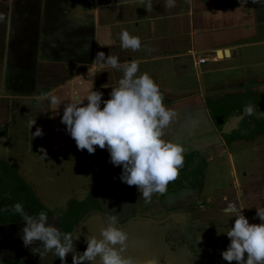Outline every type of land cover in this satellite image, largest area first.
I'll list each match as a JSON object with an SVG mask.
<instances>
[{
  "label": "crops",
  "instance_id": "1",
  "mask_svg": "<svg viewBox=\"0 0 264 264\" xmlns=\"http://www.w3.org/2000/svg\"><path fill=\"white\" fill-rule=\"evenodd\" d=\"M151 2L152 11L148 12L145 9L147 0H43L38 37L36 41L31 37L24 39L37 43L34 52L19 46L18 37L24 34L15 33L13 19L17 20L18 15L14 12V2L7 3L6 12L0 13L4 17L0 20V130L16 121L15 113L27 109L29 115L32 114L30 104H33V108L39 107L40 115L30 116V121L41 120L44 125L43 135H31L30 140L36 139L43 148L47 146L56 151L76 146L66 125L61 123L64 104L56 114L51 111L49 100L41 102L35 97L54 92L63 96L67 103L77 95L84 100L93 87V91L103 93L102 100H108L123 72L102 67L99 60L95 61L97 53L104 52L105 56L109 53L118 56L120 63L136 60L139 66L143 65L142 73H148L159 85L165 106L178 113V119L165 130L163 139L187 147H204L211 153L217 131L206 105L209 95L240 86L243 90L251 83L244 84L247 79L264 76V0H175L176 6L170 9L165 7L166 0ZM124 30L141 39L140 50L122 49L120 34ZM226 50L227 55L224 54ZM200 59H205V63H200ZM202 73L209 82L208 94L204 91ZM215 73H222L223 78L210 82ZM37 75L45 81L47 78L49 83L39 93L34 84ZM195 76L200 92L193 88ZM103 106L102 103L101 108ZM218 143L224 145L222 141ZM9 148L12 153H21L14 147ZM224 151H220L221 157ZM96 152L102 159L110 155L107 148ZM225 157L232 171L240 176L243 168L240 171L236 167L239 157L234 156V151H228ZM252 180L247 173L246 177L237 178L228 191L220 190L225 196L223 201H215V196L213 199L212 194L207 195L208 201L217 205L210 218L214 219L215 215L233 218L241 210L248 218L257 214V208H264V186L254 185V181L252 185ZM249 187L253 190L251 195ZM172 213L182 215L181 212ZM105 218L104 214H90L74 228L71 233L78 253L86 250L87 238L102 239L100 231L105 227ZM256 219L257 216L249 223L260 224ZM177 220L163 225L162 221L151 220L121 224L120 230L129 237V246L122 255L131 257L134 264H148L151 260L156 264H206V253L202 260L193 253L208 251L213 263L218 258L217 262L222 264L221 253L226 251L224 244L221 245L222 235L204 231L193 236L203 221L210 220L208 217L202 220L196 217L192 221L189 218L188 222ZM24 227L21 225L16 231L20 237ZM208 228L218 230L214 226ZM14 238L11 236L9 243L14 246L20 264H61L51 253L41 258L33 253L32 247H25L22 240ZM72 257V253L67 255L66 264H73ZM96 264H99V257Z\"/></svg>",
  "mask_w": 264,
  "mask_h": 264
},
{
  "label": "clouds",
  "instance_id": "2",
  "mask_svg": "<svg viewBox=\"0 0 264 264\" xmlns=\"http://www.w3.org/2000/svg\"><path fill=\"white\" fill-rule=\"evenodd\" d=\"M175 6V0H166V8ZM145 9L152 11L151 0H147ZM3 19L0 15V20ZM120 40L124 50L135 52L141 49V39L131 36L127 30L121 32ZM97 60L102 67L123 72L118 87L112 88L108 100H102L103 93L93 91V87L84 100L77 95L65 103L64 97L54 92L41 93L35 99L41 102L49 100L51 111L56 114L64 104L61 123L66 125L78 150L94 154L97 146L102 150L107 148L109 162L122 166L121 181L128 186H136L145 202H151L154 194L167 191L169 183L178 178L184 165V147L163 139L165 130L178 119V113L165 106L159 85L148 73L137 75L138 61L120 63L118 56L112 53L105 56L104 52L97 53ZM253 113L254 106H246V114L251 116ZM33 135L42 136V129L37 128ZM40 151L45 159L46 150L41 148ZM5 211L22 218L25 222L21 237L23 244L25 247L35 244L32 251L41 258L51 253L53 259L58 258L61 264H66L67 255L72 253L73 264H96L97 257L99 264H134L131 257L122 255L129 246V237L120 230L119 216L112 212L105 214V227L100 231L102 239L95 236L87 238V248L80 254L75 248L72 233L50 224L46 212L30 215L21 203H15ZM257 217L261 223L250 224L241 210L235 214L234 225L226 233L218 227L217 235L226 234L230 240L227 250L221 253L229 264L233 261L237 264H264V208H257ZM148 264H156V261L151 260Z\"/></svg>",
  "mask_w": 264,
  "mask_h": 264
},
{
  "label": "rangeland",
  "instance_id": "3",
  "mask_svg": "<svg viewBox=\"0 0 264 264\" xmlns=\"http://www.w3.org/2000/svg\"><path fill=\"white\" fill-rule=\"evenodd\" d=\"M10 1L15 2L17 0H0V13L3 12L4 14L6 12L4 7ZM34 17L35 13L32 15V18ZM13 20V25L15 26L12 27L16 28L15 33L22 32V24L20 26L17 20ZM25 31L26 30H24V32ZM26 42L28 43H25V45L27 44L25 47L28 48V45L31 41ZM141 66L143 67V65L139 66V72L137 75L142 74ZM221 76L222 73H215L211 75L210 82L219 81L221 78H223ZM202 77L204 91L206 94H208L209 82L203 73ZM248 82L252 83L251 86L254 91H264V76H254L250 79H247L244 84ZM240 87H234L228 90H218L209 96L213 97L214 99V97H220L229 92H238L241 90ZM193 88L200 92L197 76L194 77ZM210 97L207 99V102H211L212 98ZM30 107L32 109V114L29 115L30 111L27 109L20 114L15 113L16 121L14 123H12L13 121H11V123H7L5 130L1 131L0 159L20 167V169H18L23 179H25V181L31 185V187L35 190L36 195L46 206L52 210L56 208L58 212L62 213L63 209L65 210L67 201L71 199L82 200L83 198H87L89 194L88 192H90L95 185H99V187L102 188H108V192L111 195H119V193H121L120 190L119 192L116 191V188L120 189L126 184L120 179L123 170L122 166L118 167L111 164L109 162L110 155L104 157V159H102V157L98 158L96 151H100L99 147L96 149L94 154H89L87 150H78L76 146H71L70 148L66 146L63 149L61 148L56 151L47 146L43 148L37 143L36 139L30 140L31 135H33L36 129H41L44 125V122L41 120H38L37 122L35 120L30 121V116L32 117L33 115H40V109L38 106L37 108H33V104H30ZM12 120L14 119L12 118ZM33 121H35V123L31 128L30 123L32 124ZM219 134L220 133L217 132L216 141L214 142L213 147L210 148L212 152L205 155L208 158H213L212 161H209V167L206 169V180L204 185L199 189L200 194L196 199L197 202L194 200V203H189V201L192 199L186 200L187 202L185 206L187 208L182 206L185 211H192L195 203L199 204V202L200 205H204L208 208L209 204L206 205V203H201L205 202L206 199L208 201L209 198L207 195L209 196L212 194L211 197L214 199L215 196L214 200L218 201L221 199L222 191H228L230 185L234 183L236 178L242 179L241 175L239 176L232 171V165L228 158L225 156H220L219 153L222 151V149H224V146H221L218 143V141H222ZM10 146L20 150L21 153H12V148H9ZM231 147L232 151H234V156L239 157V159L236 160L237 163L235 162L238 170L241 171V168H243L241 173L246 171L253 178L252 185L254 181V185L264 186V133L256 136L251 141L234 142ZM8 148L10 151H8ZM28 148H30L29 152L27 151ZM41 148L45 149L47 152V157L45 159L42 158L43 153L40 151ZM22 166L28 169L31 174L29 175L27 170L23 169ZM248 190L251 195L253 191L252 187H249ZM141 195H138L137 199H141ZM78 196L83 198L79 199ZM185 196H182V198L184 199ZM91 197L92 196L89 195V198ZM99 202L102 208L101 210L104 212V214L112 212L118 215L119 218L128 217L132 214V209L128 204V201L124 203L123 207L121 209L119 208V210H117L119 207L117 205H113L111 203H102L101 205L102 200ZM189 207H192V209H188ZM259 222L261 223L258 218L257 223ZM171 238H173V235H171ZM27 255V258L30 259L31 254L28 253ZM7 262L8 264H15V261H12V259L8 257Z\"/></svg>",
  "mask_w": 264,
  "mask_h": 264
},
{
  "label": "flooded vegetation",
  "instance_id": "4",
  "mask_svg": "<svg viewBox=\"0 0 264 264\" xmlns=\"http://www.w3.org/2000/svg\"><path fill=\"white\" fill-rule=\"evenodd\" d=\"M42 3L43 0H17L14 2L15 5V15H18V19L17 22L18 24L21 26L22 24V32L25 35H21L18 37L19 39V46L20 47H25V43L26 42L24 39L27 37H31L32 39L38 37V29L41 26V16H42ZM35 13V17L32 18V15ZM23 21V23H22ZM37 26V27H36ZM24 30H26L25 33ZM22 32H20L22 34ZM18 32V34H20ZM24 36V37H23ZM35 41H31L28 45V48H30L33 52L36 50V46L37 43ZM32 78V75H31ZM37 79V80H36ZM36 81L34 82V84L36 85V89H37V93L42 91V88L47 87L48 83V79L46 78V81L43 79H39L38 75L36 76ZM43 89V90H44ZM207 104V108H208V102H206ZM209 110V108H208ZM210 113V111H209ZM240 115H243V118L240 120V122L238 123V126L235 130H233L230 134H232L235 131H239L242 128V125L245 123V121H248V123H250L251 118L247 117L246 114V110L244 111V113H239L238 111H236V113H232L226 121H228L230 118L232 117H239ZM262 116H264L263 114L259 113L254 115V118L258 119L261 118ZM211 117V115H210ZM212 120V118H211ZM213 123V121H212ZM7 125V124H6ZM5 125V127H6ZM216 131L219 132L220 136H221V140L223 142V148H224V152L223 156L228 155V151L231 153L232 152V144L234 142H238V141H251L252 139H254L256 136L260 135V134H255L253 138L251 139H245V138H239V139H234L232 140L230 143H228L225 139L223 135L226 134H222L217 127L214 125ZM251 126V124H250ZM254 127V126H253ZM1 131L0 130V136H1ZM228 134V135H230ZM181 145V143H180ZM213 146V145H212ZM184 147V155L187 154H191V155H196L200 161L199 163L202 166V175H203V180H202V184L201 187L204 185L205 180H206V169L207 167H209V161L212 160L213 157L208 158L205 155L208 154V150H206V148H202L199 146H183ZM5 161L3 159H0V161ZM6 163L10 164L11 166H13L16 169V172L18 174V176L25 181V179H23L22 175L19 172L20 167L15 166L14 164L5 161ZM190 166L193 165V163L189 164ZM190 166H187V169H190ZM19 168V169H18ZM21 171V170H20ZM247 172H243L241 174V177H246ZM237 181V178L235 179L234 182ZM26 182V181H25ZM27 183V182H26ZM28 184V183H27ZM29 185V184H28ZM30 188L32 189V191L34 192L35 196L38 198V200L40 201L42 207H44V211L48 214L49 218V223L54 225L55 227H59L61 229V231L64 232H69L71 233L74 228L82 221H84L87 216H89L90 214H97V215H103L104 212H102V208L100 206V200H102V203L107 204V203H111L113 205H117L119 206L117 208V210H119V208L121 209L124 205V203H126L128 201V204L131 206L132 209V214L128 217H123L120 218L121 220V224H128L130 222H138V221H146V222H159L162 221L161 224L163 225L166 219L173 220L170 218L171 215H176L173 214L172 212H181L182 215L185 214L183 222H188L189 218L190 221H192L193 219H195L196 217L200 220L204 219V217H208L210 220H207L206 222L203 221L202 224H200L198 226V229L196 232H194L193 236L196 237V234L199 232H204V231H209V232H217L218 230H210L208 228V226H214L216 229H218V225L220 226L219 228H223L224 232L226 233L227 230H229L231 228L232 225H234V217L230 218V217H222L220 215H215V218L212 219L210 218V214H212L210 211H214L216 209V203H212L210 201H207V199L205 200V202H201V203H206L209 204L208 208L204 205H200L198 203H195V205L193 206V210L188 212L185 211L184 208L182 206H185L186 204V200L188 199H192L189 201V203H194L197 199V197L199 196V188H195V189H188V188H183L180 190H176L174 192H169V193H157L154 194L151 202H145V200L143 198L141 199H137L138 195H141V193L138 191L136 186H127L125 184V186L119 188H116V191L119 192V190L121 191V193L116 194V195H111L108 192V188H102L99 187V185H95L91 191L89 192L87 198L82 199V200H77L75 199V201L77 202H82L85 203L87 206V210L84 211L83 209H80L79 211H77L74 215L78 218V220L74 223H72L71 221L69 222L66 219V215L69 214L68 213V205H69V201H67L65 210H63V212H58V210L55 208L54 210L50 209L48 206H46L41 199H39V197L36 195L35 190L31 187V185H29ZM97 186V187H96ZM233 188V187H232ZM235 191L237 189L233 188ZM234 191V192H235ZM117 192V193H118ZM193 194H192V193ZM224 194V193H223ZM89 195L92 196L91 198H89ZM186 195V196H185ZM3 196V197H2ZM182 196H185V198L183 199ZM194 196V197H192ZM106 197V198H104ZM225 199V196L222 195L221 196V200L223 201ZM195 200V201H194ZM242 199L240 198L239 201H241ZM197 202V201H196ZM15 203H21L24 206L25 211L30 214V215H36L39 212H34L31 209V206L33 205V201L31 200V198L29 196H25L22 200L21 199H14L11 197V195L5 191H3L0 187V264H8L7 262V257L11 258L12 261H15V264H20L19 262V256L17 257L16 252H14V246L11 245L10 239L11 236L15 237L14 239L18 241V239L22 240V238L17 234V229L21 227V225H25V222L22 221V218L17 215V214H12L11 211H5V209H11V207L15 204ZM206 207V208H205ZM84 208V207H83ZM185 208H187L185 206ZM188 209H192V207H189ZM181 210V211H180ZM155 211H159V212H155ZM41 212V211H40ZM227 213V212H225ZM105 215V214H104ZM250 217H248V220H252L254 221L257 214H252L249 215ZM258 220V219H257ZM122 225V226H123ZM222 244H224V246L226 247V250L228 248V244H230V240L227 237L226 234H222ZM213 238H211L210 240H212ZM23 242V241H22ZM35 244L29 246V247H34ZM204 253H206L207 256H205L206 259V264H216V262L218 261V258L216 259V262L213 263L212 261V256H209V252L208 251H203L202 253H193L194 256H197V258H200V260H202L204 257ZM218 263V262H217ZM228 262L225 261L223 259L222 264H227ZM219 264V263H218Z\"/></svg>",
  "mask_w": 264,
  "mask_h": 264
},
{
  "label": "trees",
  "instance_id": "5",
  "mask_svg": "<svg viewBox=\"0 0 264 264\" xmlns=\"http://www.w3.org/2000/svg\"><path fill=\"white\" fill-rule=\"evenodd\" d=\"M251 85L252 83L245 86L243 90L226 93L223 97L208 102L212 121L220 132L227 118L232 113H236V111L244 113L246 106H254L253 115H247V117L251 118L250 123L245 121L239 131H235L230 135H223L228 143L239 138L251 139L255 134L264 133V116L258 119L254 118V115L259 113L264 115V91L256 92ZM199 161L200 159L194 154L184 155V165L180 169L179 176L174 182L169 183L166 193L183 188H201L203 175ZM190 163H193V165L190 166ZM187 166H190V169H187ZM0 187L14 199L22 200L26 195L29 196L33 201L31 209L34 212L44 211V207H42L30 186L18 176L13 166L2 160L0 161ZM80 209L86 211L88 208L85 203L75 200L70 201L68 205L69 214L66 215V219L72 223L76 222L78 218L74 214ZM47 214L49 213L47 212Z\"/></svg>",
  "mask_w": 264,
  "mask_h": 264
},
{
  "label": "water",
  "instance_id": "6",
  "mask_svg": "<svg viewBox=\"0 0 264 264\" xmlns=\"http://www.w3.org/2000/svg\"><path fill=\"white\" fill-rule=\"evenodd\" d=\"M219 55H221L222 53H218ZM224 54L227 55L228 51H224ZM243 118V115H240L239 117H232L230 118L228 121L225 122V124L222 127L221 133L222 134H230L233 130H235L238 126V123L240 122V120ZM171 219H173L174 221L178 222L177 218L180 219H184V216H179V215H171L170 216ZM167 221H169V219H166V221L164 223H166Z\"/></svg>",
  "mask_w": 264,
  "mask_h": 264
},
{
  "label": "built area",
  "instance_id": "7",
  "mask_svg": "<svg viewBox=\"0 0 264 264\" xmlns=\"http://www.w3.org/2000/svg\"><path fill=\"white\" fill-rule=\"evenodd\" d=\"M205 61H206L205 59H200V63L202 64L205 63Z\"/></svg>",
  "mask_w": 264,
  "mask_h": 264
}]
</instances>
